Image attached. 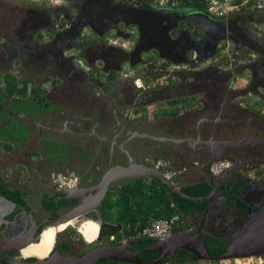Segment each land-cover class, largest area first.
I'll list each match as a JSON object with an SVG mask.
<instances>
[{"label": "crops", "instance_id": "crops-1", "mask_svg": "<svg viewBox=\"0 0 264 264\" xmlns=\"http://www.w3.org/2000/svg\"><path fill=\"white\" fill-rule=\"evenodd\" d=\"M1 1L6 5L3 11L15 3ZM26 1L21 5L28 4L32 11L29 18L33 19L39 9ZM128 1L138 4L135 13L140 24L135 51L155 49L166 60L154 62V66L145 63L148 68L138 67L140 76L151 82L148 90L154 93L144 102L114 109L109 127L103 126L98 111L89 109L100 103L98 98L88 105L87 100L69 102L59 94L69 81L50 75L47 69L42 71L34 48L38 33L28 37L27 45L7 42L9 45L0 49V195L9 198L6 193L17 190L27 208L38 199L54 195L61 198L62 190L52 183L54 174H75L81 186L91 187L108 169L109 154L113 155L112 166L129 164L124 148L137 163L151 165L156 158H164L166 168L173 171L169 178L180 187L207 180L209 172L199 156L191 160L190 156L178 155L173 162L166 158L167 153L189 150L190 145L203 143L200 139L238 136L244 116L264 113V78L260 81L254 77L261 70L264 77V66L260 69L256 61L252 62L259 51L264 52V0H246L220 16L206 10L205 0H164L160 5L169 10L164 15L166 20L148 13L146 7L160 6L158 0ZM138 56L134 60L137 64ZM103 81L102 85L94 83V88L112 86ZM137 90L136 97H140L143 89ZM74 104L88 105L80 111L85 117L81 124L78 118L71 121ZM172 138L180 140L174 142ZM142 176L149 175H116L106 192L116 184ZM14 202L17 210L23 209ZM100 204L97 211L102 224L121 229L119 221L111 220L117 212L110 211L106 220L107 210L104 208L100 214ZM194 222L193 216L180 219L176 228L190 229ZM72 225L76 227V223ZM99 229L96 221L78 231L84 238L90 234L94 240ZM48 233L54 238V229Z\"/></svg>", "mask_w": 264, "mask_h": 264}, {"label": "flooded vegetation", "instance_id": "flooded-vegetation-1", "mask_svg": "<svg viewBox=\"0 0 264 264\" xmlns=\"http://www.w3.org/2000/svg\"><path fill=\"white\" fill-rule=\"evenodd\" d=\"M54 41H57L55 33L51 37V45H49L48 42H39L38 39L34 46L35 53H38V58L48 70L47 72L50 75H56L58 78L64 81H69L68 86L63 88L59 93L64 95V98L67 99V101L72 102L76 99H83L84 101L87 100L86 102H88V105H90V102L93 103L94 100L98 98L100 103L98 102L95 104L94 108L89 109H94L100 113V119L103 123V126L109 127L111 125V113L115 111L114 109L119 110L123 107L134 105L139 103L140 100L144 102L154 93L151 91L152 89L148 90L152 87L149 86L140 92L142 94L140 97H136L138 90L133 82L134 77L132 78V75L119 77V75H115L114 72L112 73V69H107L104 72L106 76L102 78L93 73L94 69L92 68H95L94 66H87L88 68L84 69L82 65L76 63V55H74L75 52L65 53L66 50L71 49V47L74 48L78 46L69 42L64 45V47L60 48L59 46L55 45ZM64 42L66 41H63V43ZM8 45L9 44L7 43L4 44L3 48H6L5 46ZM79 49L80 47L77 48V51H79ZM154 51L157 52L156 50ZM155 57L159 56L157 55ZM254 59L255 60L252 62L255 63L256 61V63H258L256 66H259L260 69H262V66H264V52L259 51ZM47 62L49 63L47 64ZM147 65L148 64H144V67L141 68H148ZM139 71L140 70L135 71L134 74L138 73ZM262 73L263 71L261 70L258 74L255 73L254 77H257L261 81L264 78ZM103 80H107L112 84V86L100 89L94 88V83L97 85H102L104 82ZM88 105L83 104V106H78V104H74V110H72L71 113V121L74 122L78 118L77 122L78 124H81L85 117H83V114H81L80 111L86 109ZM236 118H234V120ZM242 122L243 126L241 128V134L230 137V139L240 138L243 140L238 146L233 147V149H228V154L235 157V162L230 160L231 164L226 169H224L222 171V175L216 179L219 196L212 198V202L208 210L204 211V213L197 212L192 215L195 218V222L192 223V227L190 229L194 231H200L203 228L212 234L213 232H216L219 234V236L224 237L228 234V232H230L231 229H235L241 225L243 213L247 211L248 207H253L255 209L264 202V113L256 112L254 114L248 115L247 118L244 116L242 118ZM161 124L162 123L158 125ZM202 144L206 145L202 142H198L196 146L194 145L196 148L193 151V155L199 156L201 158L203 167L208 170L206 167L208 156L203 154L199 149V145ZM172 160L173 162H176L174 158H172ZM241 171H243L244 174H240ZM56 175L54 174L52 176V183L54 188L59 189L55 183ZM80 183L81 182L79 181V187H81ZM240 183L242 184L241 186L239 185ZM59 196L61 198H56L54 195L51 197H46V200L43 198L38 199L28 208L25 207V205L18 203V205H21L23 208L20 210H17V207L15 206L11 208L5 204H1L0 211L2 214L0 215V234H4L11 239H16L20 235L26 234L29 229H32L34 236H36L37 233H39L42 229L39 238L47 237L48 242L39 243L37 240L36 243L31 244L34 245L35 248L27 250V248L31 246L30 245L26 249L21 250L25 252L24 256L33 253L37 257H43L47 249H49L48 252H50L53 245V249H59L65 254L77 256V254L79 255V253L90 246L110 243L104 237V235H101V232V237L95 239L94 243L87 244L82 242L83 239H75L72 237V234L74 233V229H72V227L70 230L66 229L64 232H61V230H63L67 225H60L58 227L59 231H57V229L51 225L44 226L46 220L68 212L78 203L69 197H63V195ZM44 200L54 204L59 203L60 200H65L66 202L56 207L52 206L51 204L50 206H46L44 204ZM55 212H58V214L53 216ZM68 223L71 225L76 223V227L79 228L83 225L88 226L91 223H96V221L90 217L78 215L74 218V220L72 219V221ZM50 229L55 230L54 238L48 233ZM88 237L89 240H91L92 237L90 234L85 237V239L88 240ZM52 238L53 243L50 244V240ZM64 241L69 242V246L61 245V243ZM21 251H19V249L7 250L5 248H0V260L4 255L16 256L19 255V252L21 253ZM170 255H176V257L179 259L180 257L184 258L193 256L191 253L179 249ZM178 258L174 259L178 260ZM160 264H170V260L162 263L160 262Z\"/></svg>", "mask_w": 264, "mask_h": 264}, {"label": "water", "instance_id": "water-1", "mask_svg": "<svg viewBox=\"0 0 264 264\" xmlns=\"http://www.w3.org/2000/svg\"><path fill=\"white\" fill-rule=\"evenodd\" d=\"M139 74V73H138ZM140 75V74H139ZM15 117L16 114H12ZM237 128L239 124L236 125ZM206 130V127H203ZM210 131H214L210 128ZM174 142L180 140V138H172ZM206 145L199 148L200 151L208 156V161L206 167L217 159L228 158L235 162V157L228 154V149H233V147L238 146L243 140L239 139H215V138H205L200 139ZM189 150L187 148H181V150H174L167 153V159L173 158L174 156H190L191 160L194 158L193 151L195 146L190 145ZM123 149V148H122ZM124 153L129 160L127 166H112L111 160L113 155L109 154V167L100 176L97 183L93 184L91 187H74V188H63V197H69L70 199L78 202L74 208L66 213L60 214L54 218L45 221L44 226L47 224H57L68 220L69 218L77 215H84L90 217L97 221L99 227L102 225V219L98 215L97 206L100 204L101 200L104 198L106 190L108 188L111 180L116 177V175H155L163 182H165L172 190L178 192L182 196H189L179 185L173 183L169 177H165L163 174V169L156 167L154 164H141L133 160L132 155L129 154L127 149H123ZM170 155V156H168ZM141 164V165H139ZM209 172V169H208ZM223 173V172H222ZM222 173L214 175L209 172L208 181L212 186L211 191L204 197L206 199V208L208 210L212 198L219 196L218 188L216 184V179H218ZM68 175V174H67ZM242 185L241 183L239 184ZM223 187V186H221ZM200 199V196H194ZM5 204L8 207H13L15 202L5 196L0 195V205ZM92 212V213H91ZM2 212L0 211V215ZM232 216V215H231ZM43 226V227H44ZM42 227V228H43ZM72 229H78L71 225ZM42 230V229H41ZM37 233L36 236L33 235L32 229H29L26 234L20 235L16 239H11L4 234H0V248H5L7 250H16L30 242H36L41 233ZM80 233V232H79ZM213 234H217L213 232ZM100 229L97 234L99 238ZM83 241L87 244L94 240H86L82 237ZM226 242L223 251L220 254H211L208 252L204 236L201 232L188 229L187 227L181 226L176 228L169 236L162 239H153L151 245L143 247L141 250H157L158 255L154 258H140L138 257V250L132 249L128 246L126 241H120L116 243H103L98 245L90 246L84 249L79 255L71 256L63 253L59 249H51L50 252L44 257L34 256V259H27L23 255L20 256H8L4 255L1 259L0 264H96L97 261L105 259L121 260L130 262L133 264H158L161 262L162 257L174 253L176 250H183L191 253L193 259H208V260H218L226 257H236L248 254H261L264 253V202L260 204L257 208L248 207L247 211L243 213V220L239 227L231 229L226 236L223 237ZM55 244V243H54Z\"/></svg>", "mask_w": 264, "mask_h": 264}, {"label": "rangeland", "instance_id": "rangeland-1", "mask_svg": "<svg viewBox=\"0 0 264 264\" xmlns=\"http://www.w3.org/2000/svg\"><path fill=\"white\" fill-rule=\"evenodd\" d=\"M23 1L26 0H15L13 8L3 11L6 5L0 0V49L7 42L17 44L25 42L27 45L31 36H34L32 34L36 33L40 42H48L51 45V37L55 33L56 46L61 48L69 42L74 43L78 47H71L65 53L75 52L76 63L82 65L84 69H87V66H94L93 73L101 74L102 77L106 76L104 72L107 69H113L115 75L119 77L133 75L138 67H144L145 58L150 57L149 59L155 63L166 59V56H162L159 51L155 52V49L146 51L147 49L143 48L139 52L135 51L140 24L136 19L138 13H135L138 4L135 6L128 0H29L26 4H36L35 8L39 9L31 19L29 14H32V11L29 10L28 4L21 5ZM164 2L158 0V5ZM160 6L146 8L149 15H158L163 20L164 15L169 14V10ZM36 12H40L39 18L36 17ZM157 55L159 57H155ZM136 56L139 59L138 64L134 61ZM29 58L30 55L26 56V60ZM42 68V71L46 70L43 64ZM66 229L70 230L71 225H67L61 232ZM73 232V238L82 239L83 236L79 231L73 230ZM31 248L35 246L31 245L27 250ZM20 254L24 256L25 252L21 251L16 256Z\"/></svg>", "mask_w": 264, "mask_h": 264}, {"label": "trees", "instance_id": "trees-1", "mask_svg": "<svg viewBox=\"0 0 264 264\" xmlns=\"http://www.w3.org/2000/svg\"><path fill=\"white\" fill-rule=\"evenodd\" d=\"M137 38L138 34L136 36V40ZM144 60V62H146V59ZM154 62L155 61L153 60H148V64H150L148 66H154ZM181 188L189 196H182L178 192L172 190L165 182L155 175L138 177L131 182H121L110 187L100 204V214L103 215L102 210L106 208L107 214H104V217L107 220L108 218L106 216L110 217L109 212L116 211V216L111 220L119 221L122 227L121 229H118V226L115 225L113 227L107 224H102L100 227L101 235H104L110 243L120 242L122 241V238H125V241L128 243L130 248L138 250L137 255L140 258L147 259L156 257L158 255V251L155 249L149 251L141 250L143 247L149 246L153 242V239L148 236L139 234L141 229L153 219L169 217L173 213H178L180 215V219H187L197 212L204 213L206 208V201L204 200V197L211 191L212 186L208 180H201L183 185ZM6 195L10 199L16 201V203L26 205V200L17 190L11 191V193H6ZM194 196H200L201 198L197 199ZM64 202L66 201L60 200L59 203L54 204L52 202L50 203L45 201L44 204L46 206H50L51 204L52 206L58 207ZM56 214H58V212H55L53 216ZM86 228L87 226L83 225L77 229L83 231L86 230ZM200 232L204 236L205 244L209 253L220 254L223 251L226 242L222 236L212 234L203 228ZM110 234H114L115 239H109ZM37 242L44 243L48 242V240L47 237H41ZM61 245L69 246V242L64 241ZM48 251L49 249H47L44 256L49 253ZM27 256L29 257L26 258L31 260L34 259V256L36 255L30 253V255ZM174 258L178 257H176V255L164 256L161 263L167 260H170V264L189 263L193 261V256L184 258L180 257L178 260H175ZM96 264L133 263L108 258L102 261H97Z\"/></svg>", "mask_w": 264, "mask_h": 264}, {"label": "built area", "instance_id": "built-area-1", "mask_svg": "<svg viewBox=\"0 0 264 264\" xmlns=\"http://www.w3.org/2000/svg\"><path fill=\"white\" fill-rule=\"evenodd\" d=\"M206 10L215 15H224L232 9L239 8L246 0H205ZM150 58V57H149ZM149 58H145L148 63ZM133 82L137 88L144 89L151 86V82L145 80L141 76H134ZM231 164L230 159L222 158L212 161L209 166V172L218 175L222 173ZM154 165L163 169L165 177H170L173 171L167 169V161L164 158H156ZM55 183L59 189L74 188L78 186L79 179L75 174H57L55 177ZM180 220L178 213H173L169 217H160L153 219L147 225H145L139 234L148 236L151 239H162L169 236L176 228L177 223ZM109 239H115L114 234L109 235ZM25 257V256H24ZM186 264H264V253L261 254H248L236 257H226L218 260L198 259Z\"/></svg>", "mask_w": 264, "mask_h": 264}, {"label": "bare ground", "instance_id": "bare-ground-1", "mask_svg": "<svg viewBox=\"0 0 264 264\" xmlns=\"http://www.w3.org/2000/svg\"><path fill=\"white\" fill-rule=\"evenodd\" d=\"M77 216H78V215H77ZM75 217H76V216H73V217L69 218L68 220L63 221V222H60V223H57V224H47V225H51V226L55 227V228L57 229V231H59L58 227H59L60 225H64V226L68 225V224H69L68 222L72 221V219L74 220ZM32 243H36V242H30V243H28L27 245L21 247L19 251L26 249V248L29 247ZM53 246H54V245H53ZM53 246H52V248H53ZM52 248H51V249H52Z\"/></svg>", "mask_w": 264, "mask_h": 264}, {"label": "clouds", "instance_id": "clouds-1", "mask_svg": "<svg viewBox=\"0 0 264 264\" xmlns=\"http://www.w3.org/2000/svg\"><path fill=\"white\" fill-rule=\"evenodd\" d=\"M134 76H138V75H134ZM134 76H133V77H134ZM133 77H132V78H133Z\"/></svg>", "mask_w": 264, "mask_h": 264}]
</instances>
